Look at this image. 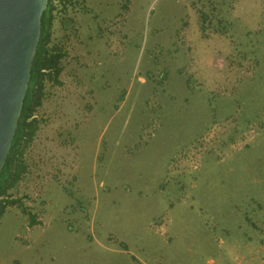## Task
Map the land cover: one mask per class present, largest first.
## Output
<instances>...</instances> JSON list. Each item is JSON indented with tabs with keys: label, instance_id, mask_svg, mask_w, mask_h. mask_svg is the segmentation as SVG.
I'll list each match as a JSON object with an SVG mask.
<instances>
[{
	"label": "rangeland",
	"instance_id": "1",
	"mask_svg": "<svg viewBox=\"0 0 264 264\" xmlns=\"http://www.w3.org/2000/svg\"><path fill=\"white\" fill-rule=\"evenodd\" d=\"M62 1L0 264H264V0Z\"/></svg>",
	"mask_w": 264,
	"mask_h": 264
},
{
	"label": "water",
	"instance_id": "2",
	"mask_svg": "<svg viewBox=\"0 0 264 264\" xmlns=\"http://www.w3.org/2000/svg\"><path fill=\"white\" fill-rule=\"evenodd\" d=\"M48 0H0V172L17 130Z\"/></svg>",
	"mask_w": 264,
	"mask_h": 264
},
{
	"label": "trees",
	"instance_id": "3",
	"mask_svg": "<svg viewBox=\"0 0 264 264\" xmlns=\"http://www.w3.org/2000/svg\"><path fill=\"white\" fill-rule=\"evenodd\" d=\"M54 1L48 0L47 9L43 13L41 35L31 68L28 90L9 154L0 172V219L8 205L17 204L16 200L8 199V191L25 173L26 166L22 159L23 150L32 141L38 129L37 120L33 118V113L41 105L42 99L45 98L44 84L47 81L53 85H61L58 78L62 71L61 60L65 54L61 49L49 46L50 27L55 10ZM57 1L65 4L62 0ZM29 218L31 224L35 223L33 215L29 214Z\"/></svg>",
	"mask_w": 264,
	"mask_h": 264
},
{
	"label": "crops",
	"instance_id": "4",
	"mask_svg": "<svg viewBox=\"0 0 264 264\" xmlns=\"http://www.w3.org/2000/svg\"><path fill=\"white\" fill-rule=\"evenodd\" d=\"M14 188V187H13ZM17 189V188H16ZM13 190L12 192H16L17 190ZM9 193V192H8ZM8 196H9V200H12V199H14V200H16L17 201V204H11V205H8L7 207H6V209H10V208H20V211H21V207H22V209H24L25 210V214L26 213H28L29 212V209H31V208H34V209H39V207H40V205L42 204V206H44L45 205V201H41V204L39 205L38 204V202H36L35 203V201H31V202H29V200L28 201H25L24 202V197H22V195H20V194H18V196L17 195H14V194H8ZM28 206H30V207H28ZM6 211V210H5ZM5 213V212H4ZM27 215V214H26ZM25 225H28V226H31V222H29V224H25ZM161 229H164V227L163 226H161Z\"/></svg>",
	"mask_w": 264,
	"mask_h": 264
}]
</instances>
